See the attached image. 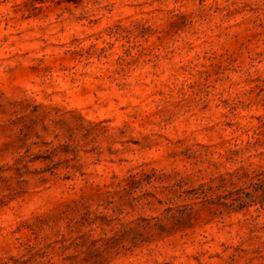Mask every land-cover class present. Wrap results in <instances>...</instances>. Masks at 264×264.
<instances>
[{"label":"rangeland","instance_id":"rangeland-1","mask_svg":"<svg viewBox=\"0 0 264 264\" xmlns=\"http://www.w3.org/2000/svg\"><path fill=\"white\" fill-rule=\"evenodd\" d=\"M0 264H264V0H0Z\"/></svg>","mask_w":264,"mask_h":264}]
</instances>
